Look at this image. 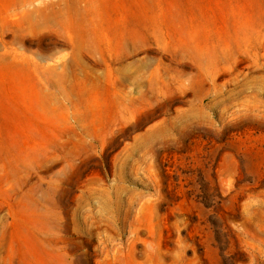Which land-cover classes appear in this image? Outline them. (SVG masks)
<instances>
[{"label":"rangeland","instance_id":"1","mask_svg":"<svg viewBox=\"0 0 264 264\" xmlns=\"http://www.w3.org/2000/svg\"><path fill=\"white\" fill-rule=\"evenodd\" d=\"M0 264H264V0H0Z\"/></svg>","mask_w":264,"mask_h":264}]
</instances>
